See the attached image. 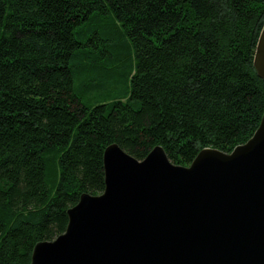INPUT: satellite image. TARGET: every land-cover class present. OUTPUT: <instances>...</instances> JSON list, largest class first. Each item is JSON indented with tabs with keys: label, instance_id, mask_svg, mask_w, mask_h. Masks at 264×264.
Here are the masks:
<instances>
[{
	"label": "trees",
	"instance_id": "16d2710c",
	"mask_svg": "<svg viewBox=\"0 0 264 264\" xmlns=\"http://www.w3.org/2000/svg\"><path fill=\"white\" fill-rule=\"evenodd\" d=\"M264 0H0V264L105 188L103 153L189 166L259 127Z\"/></svg>",
	"mask_w": 264,
	"mask_h": 264
},
{
	"label": "water",
	"instance_id": "95a60500",
	"mask_svg": "<svg viewBox=\"0 0 264 264\" xmlns=\"http://www.w3.org/2000/svg\"><path fill=\"white\" fill-rule=\"evenodd\" d=\"M254 67L264 80V26ZM103 165V192L83 193L31 264H264V114L245 143L205 147L189 166L161 145L139 160L118 143Z\"/></svg>",
	"mask_w": 264,
	"mask_h": 264
},
{
	"label": "bare ground",
	"instance_id": "6f19581e",
	"mask_svg": "<svg viewBox=\"0 0 264 264\" xmlns=\"http://www.w3.org/2000/svg\"><path fill=\"white\" fill-rule=\"evenodd\" d=\"M263 29V28H262ZM261 32H262V30H261ZM261 34V33H260Z\"/></svg>",
	"mask_w": 264,
	"mask_h": 264
},
{
	"label": "rangeland",
	"instance_id": "374dc122",
	"mask_svg": "<svg viewBox=\"0 0 264 264\" xmlns=\"http://www.w3.org/2000/svg\"><path fill=\"white\" fill-rule=\"evenodd\" d=\"M85 193V192H84Z\"/></svg>",
	"mask_w": 264,
	"mask_h": 264
}]
</instances>
